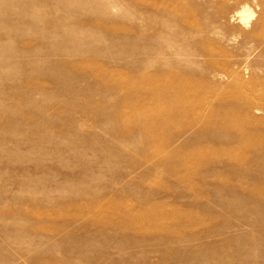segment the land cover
<instances>
[{
  "label": "rangeland",
  "instance_id": "1",
  "mask_svg": "<svg viewBox=\"0 0 264 264\" xmlns=\"http://www.w3.org/2000/svg\"><path fill=\"white\" fill-rule=\"evenodd\" d=\"M222 1L0 0V264H264V0Z\"/></svg>",
  "mask_w": 264,
  "mask_h": 264
},
{
  "label": "bare ground",
  "instance_id": "2",
  "mask_svg": "<svg viewBox=\"0 0 264 264\" xmlns=\"http://www.w3.org/2000/svg\"><path fill=\"white\" fill-rule=\"evenodd\" d=\"M226 1H233V0H223L222 2L225 3ZM249 22H250V20H249ZM235 210H237V209H235Z\"/></svg>",
  "mask_w": 264,
  "mask_h": 264
}]
</instances>
